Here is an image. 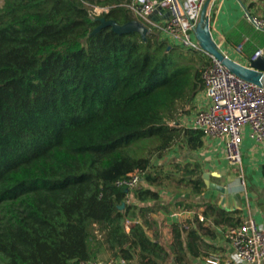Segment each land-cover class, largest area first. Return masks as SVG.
<instances>
[{
	"label": "trees",
	"instance_id": "trees-1",
	"mask_svg": "<svg viewBox=\"0 0 264 264\" xmlns=\"http://www.w3.org/2000/svg\"><path fill=\"white\" fill-rule=\"evenodd\" d=\"M129 2L2 0L0 264L86 262L102 249L125 264H187L216 250L204 239L215 228L241 222L236 210L181 199L175 207L194 213L163 238L158 188L205 190L198 167L162 172L154 160L175 145L202 146L201 131L168 123L189 113L208 57L154 33L90 35L94 7L123 24L134 19ZM246 9L264 17V0ZM134 171L138 189L115 186Z\"/></svg>",
	"mask_w": 264,
	"mask_h": 264
},
{
	"label": "built area",
	"instance_id": "built-area-1",
	"mask_svg": "<svg viewBox=\"0 0 264 264\" xmlns=\"http://www.w3.org/2000/svg\"><path fill=\"white\" fill-rule=\"evenodd\" d=\"M204 2L205 0H130L126 6L134 19L146 27L147 34L154 33L183 51L201 53L208 57V63L201 72L206 103L196 108L190 128L201 131L203 137L223 139V157L226 163L240 169L244 127L249 128L250 139L264 146V81L254 84L244 80L200 47L194 30ZM106 10L105 7H94L93 14L98 15ZM243 18L255 29L264 30L263 16L244 8ZM243 42L229 49L242 56ZM260 56L262 49H256L248 60L254 61ZM168 126L182 127L181 123L175 122L168 123ZM141 177L139 171H134L117 179L114 184L132 192L139 188ZM240 183L243 184L241 176ZM130 199L131 196L128 201ZM134 223L136 221H127L126 228ZM223 235L230 244L231 251L225 255L210 254L204 260L205 264H264V226L254 218L249 216L241 219L237 226L228 227ZM72 264H125V261L120 258H96L86 262L74 261Z\"/></svg>",
	"mask_w": 264,
	"mask_h": 264
},
{
	"label": "crops",
	"instance_id": "crops-1",
	"mask_svg": "<svg viewBox=\"0 0 264 264\" xmlns=\"http://www.w3.org/2000/svg\"><path fill=\"white\" fill-rule=\"evenodd\" d=\"M241 1L212 0L208 12L209 26L211 36L219 49L237 62L247 65L248 58L256 49H262V56L264 57V30L255 29L243 18V9L248 7L250 0H244L245 4ZM240 42H243L242 56L229 49V47L231 48ZM205 103L206 97L202 89L197 93L194 104L197 108ZM192 117L193 114H184L178 123H181L182 127L190 128ZM202 139L203 144L199 149L189 150L184 146L175 145L163 157L155 159L154 163L157 166L161 165L162 172H166V166H173L174 163L186 165L188 170L198 167L201 176L208 173L209 181L225 187V193H219L205 185V190L200 194H196L188 188L184 195L181 192L182 195L174 196L165 187L158 188L159 202L166 206L167 211L159 210L153 217L159 223L161 222L164 239L169 238V224L172 221H185L190 219L194 213V211L181 210L175 207V204L181 199H186L188 203H215L223 209L238 211L240 219L250 216L264 226V146L250 139L249 128L244 127L243 140L240 146L241 166L240 169H237L228 165L223 157V139L211 137H202ZM240 176L243 179L242 185ZM201 211L202 208L196 210L199 220L200 218L203 219ZM215 231L214 239L204 238L216 248L211 254H228L231 247L223 235L222 228H215ZM97 258L108 259L112 257L102 249ZM189 262L205 264L202 259Z\"/></svg>",
	"mask_w": 264,
	"mask_h": 264
},
{
	"label": "water",
	"instance_id": "water-1",
	"mask_svg": "<svg viewBox=\"0 0 264 264\" xmlns=\"http://www.w3.org/2000/svg\"><path fill=\"white\" fill-rule=\"evenodd\" d=\"M211 1L212 0H205V2L203 3L196 28L194 30V36L199 42L200 47L206 52V54L214 57L230 72L243 78L246 81L254 84H260L262 81H264L263 56L258 57L254 61H248L247 65L241 64L228 57L227 55H224L212 38L208 15ZM166 17H168V13L166 14ZM93 19L98 21L99 25L93 29L90 35L96 34L103 28L110 27L111 31L116 34L124 35L130 33H138L143 41L146 40L147 29L141 22L136 19H132L123 24H119L113 19H107L106 17L98 15H93ZM153 19L155 18L153 17ZM202 177L207 188L215 190L222 194L225 193V187L209 181L208 173H204Z\"/></svg>",
	"mask_w": 264,
	"mask_h": 264
},
{
	"label": "rangeland",
	"instance_id": "rangeland-1",
	"mask_svg": "<svg viewBox=\"0 0 264 264\" xmlns=\"http://www.w3.org/2000/svg\"><path fill=\"white\" fill-rule=\"evenodd\" d=\"M2 5V0H0V6ZM171 45H173V46H175L176 48H180L179 46H177V45H174V44H172V43H170ZM181 49V48H180ZM187 51H183V53H186ZM195 110H196V106H195V104H194V102H193V104L190 106V109H189V115H191V114H193L194 112H195ZM166 168H167V171H172V169H173V167L171 166V165H169V166H166ZM163 188V187H162ZM165 189L166 190H168L169 191V193H171V194H173V192L175 191V192H182V191H185V192H187V190H188V188L187 189H181V188H179V187H177V186H175L173 183L171 184V183H169L168 185H166V187H165ZM182 190V191H181ZM130 201H132V198L130 199ZM161 223V222H160ZM162 231V235L164 234L163 233V229L161 230ZM165 236V235H164ZM187 264H193V262L192 263H187Z\"/></svg>",
	"mask_w": 264,
	"mask_h": 264
}]
</instances>
